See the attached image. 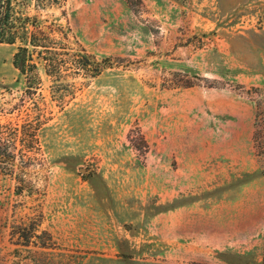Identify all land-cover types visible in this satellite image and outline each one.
<instances>
[{
  "label": "rangeland",
  "instance_id": "374dc122",
  "mask_svg": "<svg viewBox=\"0 0 264 264\" xmlns=\"http://www.w3.org/2000/svg\"><path fill=\"white\" fill-rule=\"evenodd\" d=\"M13 10L59 69L0 44V264H264V0Z\"/></svg>",
  "mask_w": 264,
  "mask_h": 264
},
{
  "label": "trees",
  "instance_id": "16d2710c",
  "mask_svg": "<svg viewBox=\"0 0 264 264\" xmlns=\"http://www.w3.org/2000/svg\"><path fill=\"white\" fill-rule=\"evenodd\" d=\"M45 0H36L38 7H41ZM14 0H0V44H16L18 41L25 42L24 46L18 48L14 55V65L19 70L20 74L28 79L38 80L39 64H44L46 74L54 76L59 69L57 64V56L59 55V47H56V40L46 33L30 32V28L35 30L40 29L43 21L38 17H19L14 15L13 10ZM75 58L76 71L81 72L87 69L90 56L84 50L76 53ZM109 62L110 59H106ZM77 72V73H78ZM189 85L188 87H191ZM258 117H256L257 121ZM257 138V133L255 135ZM16 147L13 146L8 153L10 165L13 168L16 164Z\"/></svg>",
  "mask_w": 264,
  "mask_h": 264
}]
</instances>
